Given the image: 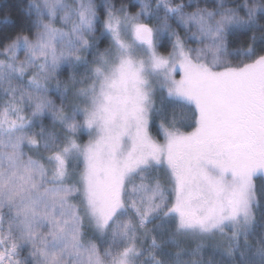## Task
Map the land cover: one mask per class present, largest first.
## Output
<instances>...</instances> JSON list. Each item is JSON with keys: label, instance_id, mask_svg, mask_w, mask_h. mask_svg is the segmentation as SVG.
<instances>
[{"label": "snow or ice", "instance_id": "6c2138e0", "mask_svg": "<svg viewBox=\"0 0 264 264\" xmlns=\"http://www.w3.org/2000/svg\"><path fill=\"white\" fill-rule=\"evenodd\" d=\"M0 264H264V0H0Z\"/></svg>", "mask_w": 264, "mask_h": 264}, {"label": "rangeland", "instance_id": "374dc122", "mask_svg": "<svg viewBox=\"0 0 264 264\" xmlns=\"http://www.w3.org/2000/svg\"><path fill=\"white\" fill-rule=\"evenodd\" d=\"M176 78H177V79H179V77H178V76H177Z\"/></svg>", "mask_w": 264, "mask_h": 264}, {"label": "trees", "instance_id": "16d2710c", "mask_svg": "<svg viewBox=\"0 0 264 264\" xmlns=\"http://www.w3.org/2000/svg\"><path fill=\"white\" fill-rule=\"evenodd\" d=\"M189 131L191 130V129H188Z\"/></svg>", "mask_w": 264, "mask_h": 264}]
</instances>
